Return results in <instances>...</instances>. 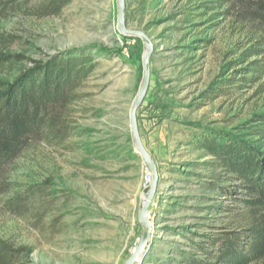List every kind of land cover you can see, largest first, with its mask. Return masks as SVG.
<instances>
[{"label": "rangeland", "instance_id": "374dc122", "mask_svg": "<svg viewBox=\"0 0 264 264\" xmlns=\"http://www.w3.org/2000/svg\"><path fill=\"white\" fill-rule=\"evenodd\" d=\"M44 1L0 0V53L15 57L0 82L57 54H83L93 71L70 107L65 141L32 142L0 173V240L24 250L14 264H124L144 231L150 171L129 131L145 45L118 31L117 0H72L58 16L37 18ZM123 2L125 28L152 45L136 124L157 181L150 238L135 264H205L212 241L241 227L244 212L195 127L255 142L249 128L264 113V75L247 68L262 29L225 0Z\"/></svg>", "mask_w": 264, "mask_h": 264}, {"label": "trees", "instance_id": "16d2710c", "mask_svg": "<svg viewBox=\"0 0 264 264\" xmlns=\"http://www.w3.org/2000/svg\"><path fill=\"white\" fill-rule=\"evenodd\" d=\"M72 0H45L36 9L37 18L58 16ZM242 4L243 20L258 22V37L248 73L264 75V0H225ZM15 57L0 53V71ZM91 59L83 54H57L43 62H30L10 83L0 82V173L10 166L32 142H63L69 129L70 107L82 96L80 89L93 71ZM244 81H252L247 78ZM249 128L255 142L217 131L203 133L199 146L226 172L237 192L226 190L243 209L242 225L222 232L212 241L214 252L205 264H264V113L255 116ZM220 190V188H218ZM210 244V242H209ZM202 249V248H200ZM23 249L14 250L0 240V264H14ZM192 264H199L193 261Z\"/></svg>", "mask_w": 264, "mask_h": 264}, {"label": "water", "instance_id": "95a60500", "mask_svg": "<svg viewBox=\"0 0 264 264\" xmlns=\"http://www.w3.org/2000/svg\"><path fill=\"white\" fill-rule=\"evenodd\" d=\"M118 4V11H117V29L118 31L123 35H130L135 36L141 39V41L145 45V51L141 58V66H142V78H141V84L139 87V90L130 106L129 109V131L130 135L134 141L135 147L137 149V152L143 161V163L148 167L152 174V182L147 190L144 191L146 194V201L141 204L140 211H139V222L143 225L144 231L142 233L141 239L136 246V248L133 250V252L130 254L128 259L124 262V264H135L137 262V259L141 257L144 248L146 247L150 234H151V225L147 221L146 214L147 209L152 202L155 189H156V181H157V173L154 168V164L152 163L150 157L148 156L145 148L143 147L140 137L138 135L137 131V124H136V111L140 104L143 102L148 86H149V56L152 50V45L148 38L144 35V33L139 31H131L125 28L124 24V2L123 0H117Z\"/></svg>", "mask_w": 264, "mask_h": 264}, {"label": "built area", "instance_id": "2783aa9c", "mask_svg": "<svg viewBox=\"0 0 264 264\" xmlns=\"http://www.w3.org/2000/svg\"><path fill=\"white\" fill-rule=\"evenodd\" d=\"M151 182H152V174L150 171H147L144 175V179H143L142 184H141L142 191L147 190L148 187L150 186Z\"/></svg>", "mask_w": 264, "mask_h": 264}, {"label": "bare ground", "instance_id": "6f19581e", "mask_svg": "<svg viewBox=\"0 0 264 264\" xmlns=\"http://www.w3.org/2000/svg\"><path fill=\"white\" fill-rule=\"evenodd\" d=\"M149 188V187H148ZM143 194H144V199H143V201H142V204L146 201V194L143 192ZM151 204V203H150ZM149 208H150V205H149V207H148V209H147V214H146V218H147V216H148V211H149ZM134 250V249H133ZM133 250H132V252H133ZM131 252V253H132ZM141 257H139L138 259H137V262L139 261V259H140ZM136 262V263H137Z\"/></svg>", "mask_w": 264, "mask_h": 264}]
</instances>
